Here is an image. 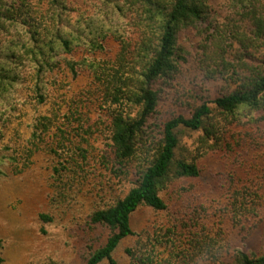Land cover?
Returning <instances> with one entry per match:
<instances>
[{"label":"trees","instance_id":"16d2710c","mask_svg":"<svg viewBox=\"0 0 264 264\" xmlns=\"http://www.w3.org/2000/svg\"><path fill=\"white\" fill-rule=\"evenodd\" d=\"M209 2L0 0V184L46 158L48 210L37 219L84 232V264H123L119 254L128 264H223L228 254L264 264V253L228 242L261 221L263 186L230 173L217 214L184 200L175 213L163 195L199 178L207 152L232 151V130L264 121V0H229L191 51L181 34L204 33ZM191 63L206 83L223 81L217 98L174 91ZM183 131L202 134L189 156ZM144 213L155 220L139 228Z\"/></svg>","mask_w":264,"mask_h":264},{"label":"rangeland","instance_id":"374dc122","mask_svg":"<svg viewBox=\"0 0 264 264\" xmlns=\"http://www.w3.org/2000/svg\"><path fill=\"white\" fill-rule=\"evenodd\" d=\"M209 6V20L202 28L204 33L199 36L197 31L190 29L181 34V45L187 46L191 51H196L203 43L202 37L207 36V25L210 22L218 25L230 13L229 0H210ZM198 74L193 63L185 65L184 70L173 82L174 91L185 94V98L192 92H195V95L202 94L209 100L217 98L224 89L223 81L206 83ZM84 84L83 80H78L74 83V89L79 90ZM175 98L176 94L167 97L166 107H170ZM182 101L183 98L178 100V103ZM254 118L255 121L250 119L245 126L231 131L237 135L238 140L237 143L230 144L232 151L216 147L207 152L199 159V178L177 181L163 195L170 210H175V213L182 211L179 209L180 200H184L193 202L196 206L203 205L208 213L217 214L219 203L225 198L223 186L230 173L257 182L258 186H263L261 221L246 239L235 231L229 234L228 242L233 245L230 250L240 249L249 254L261 255L264 253V121L261 122L256 115ZM201 135L189 131L180 132L181 148L190 151L188 156L194 151L193 145ZM181 153L183 155V152ZM48 164L46 158H37L36 163L25 175L0 184V253L5 260L4 264H84L90 253L89 246L92 242L87 245L84 239L87 236H84V232L74 231L72 224L65 227L45 226L37 219L39 212L48 210ZM183 206L186 207V204ZM154 220L155 217L151 214L144 213L139 216L137 225L139 228H145L152 225ZM130 243L128 240L125 245ZM118 256L123 264H128L123 255ZM232 261L228 254L223 264H231Z\"/></svg>","mask_w":264,"mask_h":264}]
</instances>
